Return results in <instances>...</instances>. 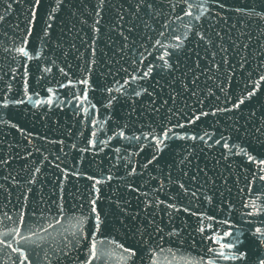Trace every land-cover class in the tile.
<instances>
[{"label":"water","instance_id":"95a60500","mask_svg":"<svg viewBox=\"0 0 264 264\" xmlns=\"http://www.w3.org/2000/svg\"><path fill=\"white\" fill-rule=\"evenodd\" d=\"M196 2L0 0V264H264V0Z\"/></svg>","mask_w":264,"mask_h":264},{"label":"snow or ice","instance_id":"6c2138e0","mask_svg":"<svg viewBox=\"0 0 264 264\" xmlns=\"http://www.w3.org/2000/svg\"><path fill=\"white\" fill-rule=\"evenodd\" d=\"M203 2V0H201V3ZM40 3V0H34V6H38ZM185 3H187L188 5V8H189V11H187L185 14L186 15H189L191 16L192 15V12H191V9L193 7L195 8H199L200 7V3H197L196 0H185ZM237 11H240V9H237ZM157 43L159 44L160 42L157 41ZM18 52L23 54L24 56H27L28 53L25 51V48L24 47H21L18 49ZM160 59H164L163 56L160 57ZM152 69L149 68L147 72L144 73V76H148L150 75ZM261 79H264V77H261ZM82 83H86V81H82ZM137 95H139V93H137ZM250 95H252V93H250ZM243 101H241L242 103ZM18 103H22V101H19ZM48 103H51V100L48 101ZM238 106V105H237ZM193 139H195V137H193ZM162 142V141H161ZM225 147H227V145H225ZM249 159H252V157H249ZM261 164H264V161H260ZM37 171H39V169H37ZM89 179H92L91 177H89ZM96 183H100V181H96ZM94 186V185H93ZM95 201H93V208H92V211L95 212L96 211V208H95ZM95 220H96V224L93 225V228L92 230H95L96 228H99L100 224L102 223L101 219H100V216L97 215L95 217ZM45 231H47L45 229ZM5 236L9 235L8 233H4ZM27 239V238H26ZM27 242L29 244H32L34 245L35 247H39L40 245L35 242V241H31L30 239L27 240ZM0 243H3V240H0ZM7 247H11V245H7ZM92 249H93V252H92V255L95 256L96 255V252H95V248H96V245L93 243L92 244ZM225 247H231L230 245H225ZM13 251L17 252L20 256H23L24 259L21 261V264H24V261H28V257L25 255V252H24V249H21V248H15L13 249ZM29 264H31V262L29 261Z\"/></svg>","mask_w":264,"mask_h":264}]
</instances>
